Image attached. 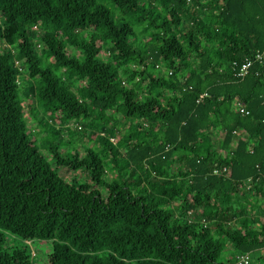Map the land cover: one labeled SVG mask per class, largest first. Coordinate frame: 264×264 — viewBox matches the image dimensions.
Segmentation results:
<instances>
[{"label": "trees", "instance_id": "trees-1", "mask_svg": "<svg viewBox=\"0 0 264 264\" xmlns=\"http://www.w3.org/2000/svg\"><path fill=\"white\" fill-rule=\"evenodd\" d=\"M263 49L264 0H0V264H264Z\"/></svg>", "mask_w": 264, "mask_h": 264}, {"label": "rangeland", "instance_id": "rangeland-1", "mask_svg": "<svg viewBox=\"0 0 264 264\" xmlns=\"http://www.w3.org/2000/svg\"><path fill=\"white\" fill-rule=\"evenodd\" d=\"M111 8H113L112 5H109ZM37 32L39 31V28L36 29ZM141 38L144 39V35L141 36ZM40 39L39 35H37V40ZM67 51L69 53H71V49L67 48ZM44 56H45V62L48 66H51L52 64V60L49 57V54L47 53V51L45 52V49L43 50ZM62 70L56 71L57 74L61 75ZM28 83L26 81L23 80V84L21 86V89H25L27 87ZM28 104V103H27ZM25 106H27L25 104ZM34 109H37V111L43 112L44 108L42 105H40L38 103V101L35 99L34 100ZM28 110V109H27ZM26 110V118L28 119V124H29V128L33 131H35L36 137L38 136L39 138H41L43 136L42 131L39 129V125L37 123V121L33 118V116H30V114H28L29 110ZM70 124L76 126L77 124H81L84 127H82L81 131H78V133L72 135L69 131L64 133L63 136V142H64V146L61 147V152L62 155L67 156L69 154H73L76 150H78L80 153H83L84 150L89 147L95 146V143L91 140L88 139L86 133L89 132V120L86 119H77L74 120L73 122H71ZM80 125V126H81ZM77 128L79 126H76ZM123 133H127V129L126 127H124V125L119 126V129L114 133V137L116 139V143H119L120 138L122 137ZM101 149L99 147V149L97 148L98 152H101ZM43 154L47 157H50L49 153L43 149ZM53 163V162H52ZM54 165V163H53ZM56 167V165L54 166ZM104 167H105V171L107 172V179L105 180L106 182H110L111 179H119L117 176V174L115 173V171H113L112 165L108 162V160L104 161ZM56 170L58 171V173L61 175L62 178H65L69 181H75L77 183H82V182H86L88 180V171L84 170V168H80V169H76V170H69L67 167H57ZM130 175L128 173H126L125 175V179H129V182L132 180H135V177H129ZM122 180V179H119ZM99 190L101 191L103 196H106L107 194V188L104 184L99 185ZM149 190V189H148ZM25 241L21 240L18 236L12 235L10 233H8V245L9 246H18V245H22L24 244ZM28 244L30 251L32 253V261L33 264H47L48 262V257L50 255V253L52 252V240H48V239H40V240H33V241H29V242H25ZM262 254H264V250L261 251ZM258 254L259 252H253L251 253L250 256V263L252 264H256L257 262V258H258ZM234 253L232 251H230L229 249H225L222 254L221 257L219 258V262H223L226 263L227 260L232 259L234 260Z\"/></svg>", "mask_w": 264, "mask_h": 264}, {"label": "built area", "instance_id": "built-area-1", "mask_svg": "<svg viewBox=\"0 0 264 264\" xmlns=\"http://www.w3.org/2000/svg\"><path fill=\"white\" fill-rule=\"evenodd\" d=\"M255 62H259L264 67V49L261 51H258L255 54L254 59L247 60V61L243 62L240 66L234 68L235 76L244 77L248 73L249 69L252 67V65ZM16 63L19 64L18 61H16ZM17 81H19V79ZM237 106H239V110L241 112L248 113V111L245 110L244 107L239 102H238ZM79 128H80V126H79ZM214 172L219 173V170L215 169ZM249 263H250L249 254H243V255H240L237 257L234 264H249Z\"/></svg>", "mask_w": 264, "mask_h": 264}]
</instances>
